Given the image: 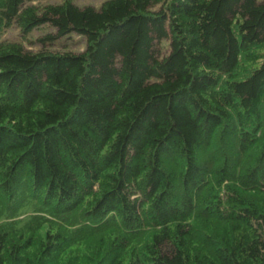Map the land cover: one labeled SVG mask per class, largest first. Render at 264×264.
Wrapping results in <instances>:
<instances>
[{
    "label": "trees",
    "instance_id": "16d2710c",
    "mask_svg": "<svg viewBox=\"0 0 264 264\" xmlns=\"http://www.w3.org/2000/svg\"><path fill=\"white\" fill-rule=\"evenodd\" d=\"M45 1L0 0V264H264V0Z\"/></svg>",
    "mask_w": 264,
    "mask_h": 264
},
{
    "label": "rangeland",
    "instance_id": "374dc122",
    "mask_svg": "<svg viewBox=\"0 0 264 264\" xmlns=\"http://www.w3.org/2000/svg\"><path fill=\"white\" fill-rule=\"evenodd\" d=\"M62 0H48L45 2H41V4H58ZM75 4L79 7L83 6H93L95 8H98L102 2L105 0H73ZM50 28L48 27H41L39 29H36L32 31L26 38H23L19 36L18 30L11 29L8 30L6 33L3 34V38L9 40V41H17L21 43L22 47L26 51H35L37 49L35 40L37 37L41 36L45 31H49ZM53 49H55V52H63V51H69L72 53H81L85 49V42L84 40L75 35L72 34L67 39H62L61 41H58L54 46ZM242 74L246 75L247 72L245 69L242 70ZM262 102L264 103V98L262 99Z\"/></svg>",
    "mask_w": 264,
    "mask_h": 264
}]
</instances>
